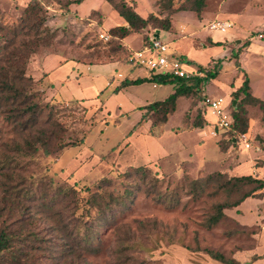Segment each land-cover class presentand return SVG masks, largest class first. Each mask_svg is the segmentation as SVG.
Wrapping results in <instances>:
<instances>
[{
	"label": "rangeland",
	"instance_id": "obj_1",
	"mask_svg": "<svg viewBox=\"0 0 264 264\" xmlns=\"http://www.w3.org/2000/svg\"><path fill=\"white\" fill-rule=\"evenodd\" d=\"M41 1L46 20L34 33L19 23L29 0H0V73L16 80L19 66L28 93L41 107H51L44 109L39 125L51 112L59 125L53 128L56 143H83L49 157L42 152L33 159L18 156L19 167L6 172L3 160L15 157L14 143H21L24 134L0 113V201L6 192L14 194V185L30 190L31 198L22 201L27 214L20 225L31 235L19 246L27 250L31 239L41 241L16 264H221L205 250L240 264H264V193L242 200V208L225 209V217L206 228L216 205L232 204L254 189L255 184L228 183L231 173L237 177V166L242 165L239 173L249 166L243 176L264 180V111L247 104L242 93L233 95L245 77L252 96L263 93L258 89L264 84V0H206L201 21L190 12L170 18L173 31H161L159 40L184 58L186 71L202 69L217 77L179 98L162 128L153 125L162 112L140 108L163 101L172 86L144 84L128 87L121 98L106 96L127 76H148L130 58L157 30L150 26L133 33L125 46L109 35L122 19L117 21L102 0H82L69 11L70 0ZM124 1L143 18L168 13L159 0ZM183 2L173 0L172 6ZM233 11L243 15L233 17ZM213 20L232 26L225 33L210 31ZM213 97L224 100L229 114L242 107L248 120L245 134L215 126L216 118L203 105V99ZM122 99L143 106L122 112ZM198 115L209 125L192 128ZM216 145L228 153L226 160ZM105 204L109 207L103 209ZM4 218L16 226L17 216Z\"/></svg>",
	"mask_w": 264,
	"mask_h": 264
},
{
	"label": "trees",
	"instance_id": "obj_2",
	"mask_svg": "<svg viewBox=\"0 0 264 264\" xmlns=\"http://www.w3.org/2000/svg\"><path fill=\"white\" fill-rule=\"evenodd\" d=\"M105 3L109 4L113 10L121 17L125 24L124 26H115L111 28L108 33L112 38H115L119 41H123L126 37L133 33L140 32L141 30L152 26L155 30H157L156 34H154L150 39L143 40L141 49L149 46L151 44V40L159 35L161 31L170 32L172 29L171 24V16L179 12H190L197 16V19L201 18V14L206 7V0H184L179 7L175 8L172 6L173 0H159L158 5L165 6L168 9V13L164 18H158L157 15L150 14L146 18L141 17L136 13L133 6L128 5L124 0H103ZM82 0H70L66 3V10H70L71 5H79ZM44 5L41 0H29L27 5L23 9V13L19 19L20 27L27 28L28 31H34V33H38L40 28L44 26L46 20V11L44 9ZM43 8V9H42ZM97 12V11H94ZM18 23V24H19ZM159 38V36L157 37ZM36 44L39 45L40 40L35 39ZM19 51V50H18ZM21 51H19L20 53ZM172 56L179 59L180 61H184V58L180 55L175 56L176 54L171 53ZM234 65L236 68H239L238 62V54L235 55ZM139 66V65H135ZM18 66L16 71L19 72L20 76L17 77L16 80L9 81L4 76L3 73H0V113L5 115L8 123H12L14 127L19 129V132L24 134L23 140L21 143H14L15 157L7 155L4 158V166H6V172H9L8 169L12 170L13 167H19L20 162L17 158L18 156L29 157L32 158L37 155L39 152H42L44 156L49 157L50 155L57 153L59 150L70 146L72 148L77 147L79 144H82V141L78 143H70L63 144L61 141L56 143V133L53 128L59 127V125L53 121L51 112L48 114L47 120L43 123V127L39 125V119L44 113V109L51 108L49 105H45L43 107L40 106L39 103L34 100L32 94L28 93L27 85L23 84L26 80L24 77L23 70ZM186 71V70H185ZM149 72V71H148ZM187 77L179 78L173 76L172 74H161V73H153L149 72L146 78H136V79H128L124 78L118 86L113 87L108 91V95L112 96L117 95L121 90L126 89L131 86H140L142 84H154L158 86H167L170 85L173 87V92L163 101H158L146 105L145 107H141L140 110H157L162 112V119L157 123H153V125H157V127H164V125L168 122V116L173 114L176 110V103L179 98L190 97L194 94V92H199L200 88L204 85L205 81L209 79H215L217 77V73H207L205 74L202 69H196L194 72H188ZM205 74V75H204ZM23 76V77H22ZM31 80L30 78H28ZM249 79L245 77L241 87L236 90L233 95L234 98H237L241 93L245 96L244 98L247 100V104L252 106H258L261 110L264 111V101L259 98L253 97L249 93ZM107 91L104 89L99 95V97L103 96V93ZM205 100V99H203ZM204 102V101H203ZM235 108V107H234ZM244 110L242 107H237L232 112L233 124L228 132H238L241 134H245L248 128V120L244 118ZM145 120V116L142 117ZM208 122V121H207ZM202 117L199 115L196 117V120L192 126L195 129H203L208 126L207 123ZM38 125L40 127H38ZM152 127V124H151ZM137 128V125L133 127V130ZM155 128V127H153ZM151 137H157L152 136ZM56 148V149H55ZM226 149V148H225ZM8 168V169H7ZM141 168V167H140ZM138 170L139 168H135ZM145 169V168H144ZM2 175H6L2 173ZM218 176H220L218 174ZM235 182L236 184H255L254 189L245 194L241 200L236 201L232 204H218L215 207V211L209 218L206 220V228L211 229L216 226L224 217L223 211L229 208H236L240 205L242 200L247 198H251L255 195H262L263 193L258 192L264 189V180L253 178L252 176H243V177H233L228 181ZM227 183V184H228ZM1 184V183H0ZM230 184V183H229ZM228 184V185H229ZM3 186H7L4 184ZM20 185H14V194H9L6 192L5 196L2 199L4 202L3 207L0 208V264H13L16 261H24L30 257L29 252L33 248L36 247L35 244H40V240L29 241L25 246H19L20 242H26V237H29V233L25 234V230L22 229V218L27 214V207L23 205L22 201L28 198H31L32 192L28 189L22 190L18 188ZM7 195V196H6ZM10 196L13 199H10ZM0 201V203H2ZM15 206L14 208H12ZM109 207V204H105L103 209ZM8 209V213L5 212ZM17 216V219L11 223L4 218V216ZM24 233V235H21ZM35 236V235H34ZM33 236V238H34ZM24 245V244H23ZM205 253L213 260L221 263V264H240L238 261L234 259H227L223 255L205 250ZM34 264V263H31Z\"/></svg>",
	"mask_w": 264,
	"mask_h": 264
},
{
	"label": "built area",
	"instance_id": "obj_3",
	"mask_svg": "<svg viewBox=\"0 0 264 264\" xmlns=\"http://www.w3.org/2000/svg\"><path fill=\"white\" fill-rule=\"evenodd\" d=\"M231 25L214 22L209 24L211 31L225 32ZM262 37V36H259ZM104 39V37L102 36ZM106 39V38H105ZM130 62L135 65L144 67L149 72L172 74L173 76L184 78L187 73L183 66V61L172 56L169 52V47L163 43L159 38H153L151 44L138 53H134L130 58ZM203 105L208 108L211 115L216 118L215 126L219 130L229 131L233 124L232 115L227 112V105L220 97L205 99ZM248 147V145H246Z\"/></svg>",
	"mask_w": 264,
	"mask_h": 264
},
{
	"label": "crops",
	"instance_id": "obj_4",
	"mask_svg": "<svg viewBox=\"0 0 264 264\" xmlns=\"http://www.w3.org/2000/svg\"><path fill=\"white\" fill-rule=\"evenodd\" d=\"M103 1V0H102ZM103 3H104V1H103ZM71 8H76V5H71L70 6V10H72ZM235 11V10H234ZM233 11V17H236V14L237 15H243V13H239V12H234ZM179 13H188V12H179ZM179 13H176V14H174L173 16H171V19H173L176 15H178ZM115 16H116V20L117 21H120L118 18H119V16H118V14L115 12V13H113ZM81 17V16H80ZM84 17V16H83ZM83 17H81V19H83ZM121 18V17H120ZM122 19V18H121ZM197 19V18H196ZM199 20V19H198ZM199 21H201V20H199ZM214 22H216L215 20H213L211 23H214ZM218 22V21H217ZM123 23H124V25H126L125 24V22H124V20L122 19V23H121V26H124L123 25ZM210 23V24H211ZM219 23H220V21H219ZM223 24H230L231 26H232V22L231 21H228V22H222ZM171 24H172V20H171ZM230 26V27H231ZM105 27H106V25H105ZM108 28H106V30H107ZM208 29H209V26H208ZM210 30V29H209ZM173 31V25H172V29H171V31L170 32H172ZM211 31V30H210ZM227 31V30H226ZM225 31V32H226ZM217 32H220V31H217ZM225 32H220V33H225ZM168 33V32H167ZM129 37H130V35L128 36V37H126L124 40H123V42L125 43V46L127 45V46H129V44H127V39H129ZM262 38V37H261ZM126 48V47H125ZM129 49H130V47H128ZM247 51V50H246ZM245 53V52H244ZM114 64H117V63H114ZM118 65V64H117ZM242 68H244L243 66H242ZM245 69V68H244ZM125 78H128V79H136V78H138V77H130V76H127V77H125ZM216 79V78H215ZM249 79V78H248ZM123 80V79H122ZM122 80H120V81H118L117 82V84L115 85V86H113V87H116V86H118L119 85V83L122 81ZM214 80V79H213ZM250 83V82H249ZM145 84H148V83H145ZM142 85H144V84H142ZM152 85H154V84H152ZM141 86V85H140ZM251 86V83H250V85H249V87ZM112 87V88H113ZM126 89H128V88H126ZM126 89H123V90H121L117 95H118V97H120L121 98V96H122V94L121 93H123V91H125ZM258 90H261V91H263V93L261 92H256V91H254V95H256L257 97H259V99L261 98V99H264V84H263V86L261 87V88H259ZM250 91V90H249ZM251 92H252V87H251ZM172 94V93H171ZM112 96H114V95H112ZM112 96H109V97H112ZM117 97V98H118ZM254 97V96H253ZM257 97H255V98H257ZM213 98H218V97H213ZM221 98V97H220ZM166 99V98H165ZM260 99V100H261ZM107 100H108V98H107ZM119 104L122 106L121 108H122V112L124 111V110H130L129 108L130 107H132V108H134V107H138V106H143V105H133V104H130L129 102L127 103L125 100H120L119 101ZM105 106H106V104H105ZM211 114H210V118H211ZM151 137V136H150ZM215 150H217L219 153H221V154H224L225 156L221 159V160H223L224 158H225V160L227 159L226 158V155H228V153H222V152H220L219 151V149H218V147H217V145H216V148H215ZM150 157H153V155L152 156H150ZM150 157L149 156H147V157H145V159L144 160H146L145 162V164H149V161H147V160H149L150 159ZM220 160V161H221ZM151 165H154V164H151ZM241 166L242 165H240V166H237V168H235V169H233V171L235 170V173L237 174L236 176L237 177H243V174L245 173V172H247V171H249L248 169H249V166L247 167V169L245 170V171H243V172H241V173H239L241 170H243V169H241ZM157 168V167H156ZM251 169V168H250ZM158 170V169H157ZM159 171V170H158ZM230 171V170H229ZM250 171H252V173L255 171V168H253V170H250ZM258 172L259 171H255V173L254 174H258ZM263 172V171H262ZM224 173V172H223ZM264 173V172H263ZM251 175V174H250ZM231 177H235V176H233V173H231V175H230ZM259 176L261 177L262 175L261 174H259ZM259 193H264V191H260V192H258L257 194H259ZM242 205L243 204H241L240 206H239V208H242ZM238 207V206H237ZM238 210V209H237ZM240 210V209H239Z\"/></svg>",
	"mask_w": 264,
	"mask_h": 264
},
{
	"label": "water",
	"instance_id": "obj_5",
	"mask_svg": "<svg viewBox=\"0 0 264 264\" xmlns=\"http://www.w3.org/2000/svg\"><path fill=\"white\" fill-rule=\"evenodd\" d=\"M158 37V35H156V37L155 38H157ZM239 43V41H237V44Z\"/></svg>",
	"mask_w": 264,
	"mask_h": 264
}]
</instances>
